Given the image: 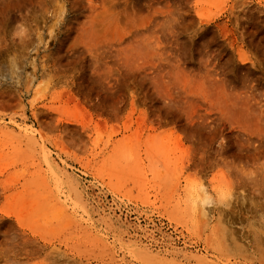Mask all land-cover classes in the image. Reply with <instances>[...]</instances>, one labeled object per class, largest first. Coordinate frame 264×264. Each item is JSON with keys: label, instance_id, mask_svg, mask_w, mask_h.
I'll list each match as a JSON object with an SVG mask.
<instances>
[{"label": "rangeland", "instance_id": "1", "mask_svg": "<svg viewBox=\"0 0 264 264\" xmlns=\"http://www.w3.org/2000/svg\"><path fill=\"white\" fill-rule=\"evenodd\" d=\"M0 264H264V0H0Z\"/></svg>", "mask_w": 264, "mask_h": 264}]
</instances>
